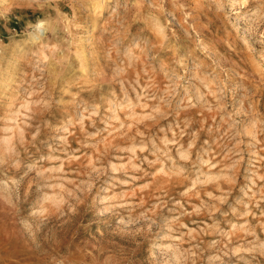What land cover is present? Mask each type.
<instances>
[{"label": "rangeland", "instance_id": "rangeland-1", "mask_svg": "<svg viewBox=\"0 0 264 264\" xmlns=\"http://www.w3.org/2000/svg\"><path fill=\"white\" fill-rule=\"evenodd\" d=\"M0 264H264V0H0Z\"/></svg>", "mask_w": 264, "mask_h": 264}]
</instances>
